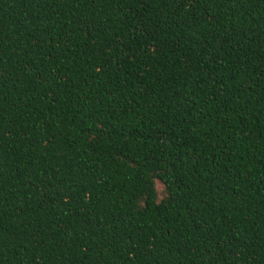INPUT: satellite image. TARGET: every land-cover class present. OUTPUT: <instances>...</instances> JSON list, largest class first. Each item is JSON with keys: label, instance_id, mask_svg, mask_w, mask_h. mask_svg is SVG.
<instances>
[{"label": "trees", "instance_id": "trees-1", "mask_svg": "<svg viewBox=\"0 0 264 264\" xmlns=\"http://www.w3.org/2000/svg\"><path fill=\"white\" fill-rule=\"evenodd\" d=\"M0 264H264V0H0Z\"/></svg>", "mask_w": 264, "mask_h": 264}, {"label": "rangeland", "instance_id": "rangeland-1", "mask_svg": "<svg viewBox=\"0 0 264 264\" xmlns=\"http://www.w3.org/2000/svg\"><path fill=\"white\" fill-rule=\"evenodd\" d=\"M157 190H158L159 193L162 191V188H161V186L159 184H157Z\"/></svg>", "mask_w": 264, "mask_h": 264}]
</instances>
